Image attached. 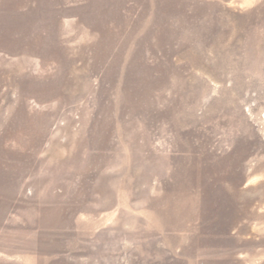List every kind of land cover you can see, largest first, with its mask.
<instances>
[{
	"label": "rangeland",
	"instance_id": "1",
	"mask_svg": "<svg viewBox=\"0 0 264 264\" xmlns=\"http://www.w3.org/2000/svg\"><path fill=\"white\" fill-rule=\"evenodd\" d=\"M0 264H264V0H0Z\"/></svg>",
	"mask_w": 264,
	"mask_h": 264
}]
</instances>
